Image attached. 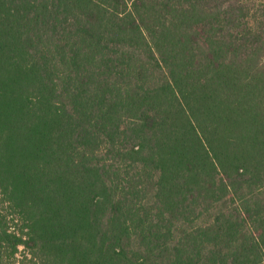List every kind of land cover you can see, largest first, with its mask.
Returning <instances> with one entry per match:
<instances>
[{"label":"trees","instance_id":"obj_1","mask_svg":"<svg viewBox=\"0 0 264 264\" xmlns=\"http://www.w3.org/2000/svg\"><path fill=\"white\" fill-rule=\"evenodd\" d=\"M19 247L264 264V0H0V264Z\"/></svg>","mask_w":264,"mask_h":264},{"label":"rangeland","instance_id":"obj_2","mask_svg":"<svg viewBox=\"0 0 264 264\" xmlns=\"http://www.w3.org/2000/svg\"><path fill=\"white\" fill-rule=\"evenodd\" d=\"M5 206V205H3ZM24 252L22 251L21 247L18 248V252L14 256V260L10 264H30L29 263V256H26V259L23 258ZM22 260V262H20Z\"/></svg>","mask_w":264,"mask_h":264}]
</instances>
